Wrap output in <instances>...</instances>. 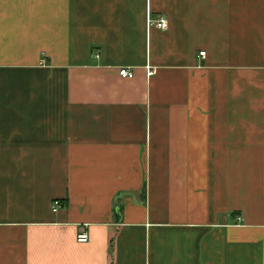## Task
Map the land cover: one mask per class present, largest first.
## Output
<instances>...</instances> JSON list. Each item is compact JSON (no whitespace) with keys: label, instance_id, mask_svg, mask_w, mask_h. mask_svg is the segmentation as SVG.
<instances>
[{"label":"crops","instance_id":"obj_1","mask_svg":"<svg viewBox=\"0 0 264 264\" xmlns=\"http://www.w3.org/2000/svg\"><path fill=\"white\" fill-rule=\"evenodd\" d=\"M0 264H264V0H0Z\"/></svg>","mask_w":264,"mask_h":264},{"label":"built area","instance_id":"obj_2","mask_svg":"<svg viewBox=\"0 0 264 264\" xmlns=\"http://www.w3.org/2000/svg\"><path fill=\"white\" fill-rule=\"evenodd\" d=\"M155 25L161 30H166L168 28V19L165 16H161L156 20ZM200 55L205 56V52H201ZM120 75L123 78H132L134 76V72L131 71L129 68L123 67L120 69ZM55 205L56 207H58L60 205V202L56 201ZM88 240H89V235L86 232L78 235L79 242L83 243V242H87Z\"/></svg>","mask_w":264,"mask_h":264}]
</instances>
